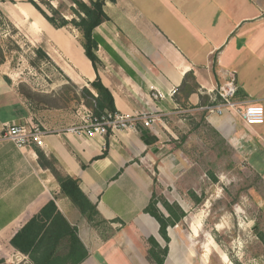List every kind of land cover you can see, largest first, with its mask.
I'll return each instance as SVG.
<instances>
[{
	"label": "crops",
	"instance_id": "crops-1",
	"mask_svg": "<svg viewBox=\"0 0 264 264\" xmlns=\"http://www.w3.org/2000/svg\"><path fill=\"white\" fill-rule=\"evenodd\" d=\"M0 10L67 81L90 86L99 74L117 111L148 112L155 119L151 127L138 121L127 130L78 135L71 127L82 122L80 112L75 117L64 107L31 108L15 90L9 60L0 62V261L5 264H36L11 240L51 199L88 250L80 264H152L147 239L166 242L159 222L144 209L155 177L176 176L183 162L182 146L170 149L167 142L178 140L187 118L206 123L238 154L264 158V123L248 125L234 112L202 109L211 101L205 89L218 87L229 73L236 75L237 101L264 106V0H106L110 19L94 30L98 70L79 35L54 27L31 2L0 0ZM172 89L176 93L170 96ZM157 90L164 97L154 96ZM12 124L37 126L44 145L16 146L3 137ZM143 132L154 141L147 143ZM39 152L56 157L80 180L107 228L94 227L82 215L51 170L41 166ZM171 246L172 238L165 264H170Z\"/></svg>",
	"mask_w": 264,
	"mask_h": 264
},
{
	"label": "rangeland",
	"instance_id": "rangeland-1",
	"mask_svg": "<svg viewBox=\"0 0 264 264\" xmlns=\"http://www.w3.org/2000/svg\"><path fill=\"white\" fill-rule=\"evenodd\" d=\"M53 1L55 6L64 1L62 11L70 13L67 0ZM65 29L80 38L75 27ZM24 42L0 10V62L9 60L15 90L33 109L64 107L75 117L80 112L83 120L92 111L87 104L90 99L83 93L87 85L67 81L49 57ZM186 122L189 124L180 130L178 140L167 142L170 149H183L176 176L161 181L155 177L153 184L162 211L167 213L160 202L165 198L178 202L186 212L169 229V263L264 264V158L238 154L206 123L195 124L189 118ZM107 227V223L100 226Z\"/></svg>",
	"mask_w": 264,
	"mask_h": 264
},
{
	"label": "trees",
	"instance_id": "trees-1",
	"mask_svg": "<svg viewBox=\"0 0 264 264\" xmlns=\"http://www.w3.org/2000/svg\"><path fill=\"white\" fill-rule=\"evenodd\" d=\"M31 2L56 28L73 26L80 32L79 41L85 50V54L98 70L100 59L97 55L98 42L94 37L97 26L110 19L105 10L106 0H67L70 4V13L62 11L64 1L55 6L51 0H27ZM116 1V0H112ZM41 56L46 55L41 48L37 49ZM191 76L187 75L188 80ZM183 83L185 86L186 83ZM90 86L83 87V93L90 99L87 104L94 114L107 111H115V103L110 89L105 86L99 74L89 82ZM95 90L96 94L92 92ZM186 90L195 91L194 87L187 86ZM148 132H143V139L152 143ZM106 153V152H105ZM39 163L48 168L54 174L61 185L62 191L73 201L82 215L97 228L107 220L102 217L96 204H94L80 185V180L65 172L59 165L56 157L46 156L39 152ZM197 202L199 198L193 194ZM167 213L158 206V199L153 192L149 204L144 211L151 214L160 224V234L166 244L162 246L154 237L147 239V256L152 264H165L169 253L168 227L180 223L186 216L185 210L178 202H170L167 199L160 201ZM11 243L24 252H30V256L36 264H80L87 256L88 250L78 236V230L72 226L66 217L59 211L55 200L51 199L41 210L34 215L12 238ZM0 264H5L0 261Z\"/></svg>",
	"mask_w": 264,
	"mask_h": 264
},
{
	"label": "built area",
	"instance_id": "built-area-1",
	"mask_svg": "<svg viewBox=\"0 0 264 264\" xmlns=\"http://www.w3.org/2000/svg\"><path fill=\"white\" fill-rule=\"evenodd\" d=\"M238 86L235 73H229L226 80L213 89H205L204 94L210 97V103L203 105L202 109L209 113L222 115L226 111L234 112L241 116L248 125L264 123V106L257 102L243 103L236 100ZM176 89L169 91L173 96ZM156 97H164L158 90L154 93ZM243 105V106H242ZM152 113H124L121 111H107L94 114L92 111L83 118L79 125L71 127V130L78 135L86 134L94 136L96 134H107L127 130L141 121L145 126L151 127L154 122ZM3 137L15 143L18 147H24L30 142H35L39 146L44 145L43 132L34 125L12 124L7 125Z\"/></svg>",
	"mask_w": 264,
	"mask_h": 264
}]
</instances>
